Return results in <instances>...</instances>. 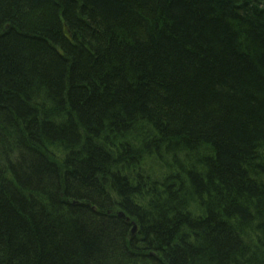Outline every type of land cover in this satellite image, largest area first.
<instances>
[{
	"label": "trees",
	"instance_id": "obj_1",
	"mask_svg": "<svg viewBox=\"0 0 264 264\" xmlns=\"http://www.w3.org/2000/svg\"><path fill=\"white\" fill-rule=\"evenodd\" d=\"M0 264H264V0H0Z\"/></svg>",
	"mask_w": 264,
	"mask_h": 264
},
{
	"label": "rangeland",
	"instance_id": "obj_2",
	"mask_svg": "<svg viewBox=\"0 0 264 264\" xmlns=\"http://www.w3.org/2000/svg\"><path fill=\"white\" fill-rule=\"evenodd\" d=\"M140 148V146H136V150H138ZM145 159V157L143 158V160ZM185 157H180L179 158V160L181 161V163L182 162H184L185 163ZM145 164H146V167L148 166V168H146L145 166H144V173H145V175L147 176V175H150L152 178L154 177V178H161L162 176H164L165 174H166V171H161V170H159V169H157V168H154V169H152V167L150 166V164L148 165L147 164V160H145ZM159 172H162L161 173V176H160V173ZM153 178V179H154Z\"/></svg>",
	"mask_w": 264,
	"mask_h": 264
},
{
	"label": "bare ground",
	"instance_id": "obj_3",
	"mask_svg": "<svg viewBox=\"0 0 264 264\" xmlns=\"http://www.w3.org/2000/svg\"><path fill=\"white\" fill-rule=\"evenodd\" d=\"M147 151H150V146L147 147L145 145V147H144L143 145H141L140 148L138 150H135L133 153L136 154V156H138V155L139 156L140 155L145 156V160H147L151 157L147 154ZM119 213H122V211H119ZM122 218H124V217H122ZM127 225H129L131 227V229L133 231L132 234H135L136 230L138 229L137 225L134 222H132L131 220H128Z\"/></svg>",
	"mask_w": 264,
	"mask_h": 264
},
{
	"label": "water",
	"instance_id": "obj_4",
	"mask_svg": "<svg viewBox=\"0 0 264 264\" xmlns=\"http://www.w3.org/2000/svg\"><path fill=\"white\" fill-rule=\"evenodd\" d=\"M64 35H65V37L68 39V40H72V34H71V32H70V30L68 29V27L66 26V25H64ZM120 217L122 218V217H124V214L123 213H121L120 214Z\"/></svg>",
	"mask_w": 264,
	"mask_h": 264
}]
</instances>
